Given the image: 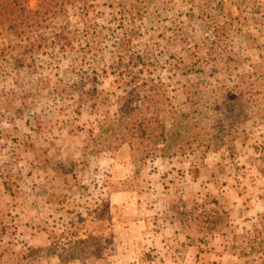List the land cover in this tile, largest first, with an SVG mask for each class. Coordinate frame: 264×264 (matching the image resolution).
<instances>
[{
  "label": "rangeland",
  "instance_id": "obj_1",
  "mask_svg": "<svg viewBox=\"0 0 264 264\" xmlns=\"http://www.w3.org/2000/svg\"><path fill=\"white\" fill-rule=\"evenodd\" d=\"M65 8L67 19H42L30 34L0 19V264H264V0ZM64 26L75 47L96 39L98 69L116 51L136 74L138 60L118 47L128 39L148 59L147 84L193 115L200 143L147 158L130 140H107L100 124L123 103L105 95H122L111 74L80 107L58 98L69 82L84 90L80 51L54 44Z\"/></svg>",
  "mask_w": 264,
  "mask_h": 264
},
{
  "label": "trees",
  "instance_id": "obj_2",
  "mask_svg": "<svg viewBox=\"0 0 264 264\" xmlns=\"http://www.w3.org/2000/svg\"><path fill=\"white\" fill-rule=\"evenodd\" d=\"M30 1L0 0V19H4V21L15 19L10 28L17 32L20 24L25 27V33L30 34L36 31L34 28L37 29L41 25L42 19L68 18L65 6L70 3V0H35L37 1L35 8L31 7ZM59 30L55 33L54 44L59 46L62 52L70 50L77 53L80 51V56H77L78 65L75 72L77 75L81 72L85 76L83 79L81 78L84 88L81 95L77 90L79 81H73L67 83L66 88L68 89L63 91V95H57L58 98L62 100L65 97H76L78 99L76 107H80L83 103L82 100H94L100 96L97 86L93 83H98L101 77L107 78L111 74L115 76V82L123 83L122 89L118 85L122 91L121 96L110 90L105 93L108 100L111 98L123 100L118 111L100 124V130L103 131L107 140H116L118 143L130 140L132 149L143 152L147 158H167L185 154L199 142L200 135L193 132L189 125L190 120H195L193 115L190 111H178L170 106V103H167L168 99L165 97L166 95L164 96L166 91L161 88L162 83L157 84L152 81L149 85L147 84V80L143 76L144 66L147 65L148 59L140 53H130L128 39H120L118 47L129 52L130 60H138L136 74L127 71L128 68L122 60L123 57H117L116 51H112L113 57L106 69H98L99 56L94 52L98 54L99 51L102 52V49L96 43V39L85 35L83 38L85 45L75 47L71 40L73 32L69 27L64 26ZM115 58H118L117 62H115ZM235 88L240 93L246 92L245 90L241 91V85H237ZM187 99L192 108L202 99L201 91L189 94ZM164 104L167 105V110ZM76 112H79V109Z\"/></svg>",
  "mask_w": 264,
  "mask_h": 264
}]
</instances>
